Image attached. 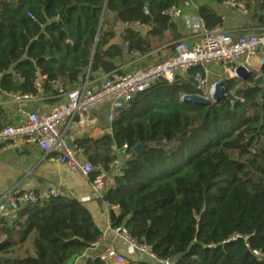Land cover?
Returning a JSON list of instances; mask_svg holds the SVG:
<instances>
[{
	"label": "trees",
	"instance_id": "trees-1",
	"mask_svg": "<svg viewBox=\"0 0 264 264\" xmlns=\"http://www.w3.org/2000/svg\"><path fill=\"white\" fill-rule=\"evenodd\" d=\"M242 1L264 26V0ZM180 2L0 0V88L36 95L34 80L45 75L42 89L55 95L51 80L67 89L88 67L117 68L121 47L109 41L119 31L107 10L121 24L149 27L144 35L127 26L119 32L129 52L144 55L161 44L172 50L181 35L162 11ZM198 14L209 28L222 23L207 4ZM194 70L171 83H152L116 111L111 133L74 144L105 168L114 157L111 147L127 144L124 174L103 201L118 207L117 214L109 209L111 226L123 225L159 257L173 264H264V85H252L264 67L247 80L225 77L226 98L205 105L182 101L197 93ZM136 144L146 149L135 153ZM100 236L87 208L60 195L20 208L12 222L0 219V264H65ZM28 242L19 258L4 255ZM85 264L112 263L89 257Z\"/></svg>",
	"mask_w": 264,
	"mask_h": 264
},
{
	"label": "built area",
	"instance_id": "built-area-1",
	"mask_svg": "<svg viewBox=\"0 0 264 264\" xmlns=\"http://www.w3.org/2000/svg\"><path fill=\"white\" fill-rule=\"evenodd\" d=\"M222 6L235 9L241 14H248V8L242 0H224ZM143 13L148 14L146 6ZM162 14L176 20L182 19L183 25L189 34V38L178 40L170 53L153 65L133 71H123L120 68L104 73L101 69L91 72L90 69L81 82L65 88L60 80H51L50 83L57 93L54 96L62 97L61 101L54 104L47 112H36L20 109L22 120L18 123L0 124V146L7 147L21 142L23 145H34L50 161L65 165L69 170L83 176L93 178L90 181L94 192L103 198V195L115 184L117 177L124 174V168L128 159L126 153L127 144L121 147L113 145V159L105 168L101 164H92L86 157L84 149L67 141L66 130L69 127H88L95 124L93 111L102 104L108 105L106 120L108 133H111V124L115 119L116 111L128 104L139 92L147 89L152 83L162 80L173 82L179 76L188 74L195 69L190 76L198 95L212 98L214 85L225 77H236L235 68L242 64L249 68H256L253 62H259L264 54V30L243 35H233L221 25L209 28L203 17L199 14L184 15L179 6H171L162 11ZM122 26L132 28H144L139 21L125 22ZM191 48H188V43ZM136 53V52H132ZM216 65L222 71L223 77L213 81L210 78L209 69ZM91 74L99 76L98 82L91 84ZM46 76H38L34 80V86L39 93H44L42 83ZM31 94L16 96V99H27ZM56 188H46L38 191H20L12 189L0 196L11 211L15 214L20 208L35 203L44 202L50 198L60 196ZM109 209L118 208L109 206ZM114 235L122 241L146 255L151 264H173L169 258L159 257L145 242H137L123 225L111 226ZM99 243H91L88 248ZM258 257L263 256L259 250H252ZM92 258L112 264H124L127 259L117 253L110 245L95 253Z\"/></svg>",
	"mask_w": 264,
	"mask_h": 264
},
{
	"label": "crops",
	"instance_id": "crops-1",
	"mask_svg": "<svg viewBox=\"0 0 264 264\" xmlns=\"http://www.w3.org/2000/svg\"><path fill=\"white\" fill-rule=\"evenodd\" d=\"M204 4L211 7L221 17V26L235 36L264 30V26L258 24L250 14H241L233 8L209 0H181L179 7L184 15H196L198 14V7ZM110 18L113 28L121 32L122 30L119 29L118 25L122 24L118 21L113 22L111 16ZM174 21L181 35L179 40L189 38L183 20L179 18ZM148 29L149 27L141 28L142 35L146 34ZM119 32L109 41V44L121 47V56L116 57L114 62L123 71L147 68L165 58L171 51L168 44H161L144 55H140L136 51H133L136 53L129 52ZM151 39L155 40L152 37ZM89 69L90 67L87 68L85 75L79 82L85 79ZM209 72L213 81L224 75L216 65H212ZM98 79L97 74H91L90 82L92 85L96 84ZM19 95L22 94L0 88V124L20 122L22 120L20 109L39 113L47 112L54 104L62 100L60 96L45 92H37L36 95L31 94L32 97L27 99H16V96ZM107 110L108 105L102 104L93 111L95 124L92 126L69 127L66 130L67 139L74 143L76 139L83 136L97 138L108 133ZM90 181L89 176H83L69 170L63 164L48 160L45 154L34 145H23L21 142H17L15 145L7 147L0 146V196L12 189L38 191L46 188H56L62 196L74 198L87 208L95 225L101 231L99 243L96 246L85 249L65 264H85L89 257L110 245L117 253L128 260L150 263L146 255L141 254L114 235L108 224L109 208L106 207L103 198L93 191ZM113 212L117 214L118 208H114ZM1 218L9 222L14 219V213L4 200H0Z\"/></svg>",
	"mask_w": 264,
	"mask_h": 264
},
{
	"label": "water",
	"instance_id": "water-1",
	"mask_svg": "<svg viewBox=\"0 0 264 264\" xmlns=\"http://www.w3.org/2000/svg\"><path fill=\"white\" fill-rule=\"evenodd\" d=\"M107 14L110 15L113 19V22L117 21V16L116 14H113L111 10H107ZM120 30H123L122 25H118ZM191 43H188V48H191ZM264 67V54L259 58L258 66L257 68H249L245 65H238L235 68V75L237 78L240 80H247L250 77L253 76L254 71H260ZM252 85L257 87V86H262L264 85V75L263 74H258L253 77V82ZM226 98V92L224 88V80H218L215 85H214V93L212 95V98H206L203 96H200L198 94H185L182 96V101L184 102H190L193 104H209L211 102H222ZM69 143H71L70 139H67ZM146 149V145H141V144H136L135 147L133 148L135 153H141Z\"/></svg>",
	"mask_w": 264,
	"mask_h": 264
},
{
	"label": "rangeland",
	"instance_id": "rangeland-1",
	"mask_svg": "<svg viewBox=\"0 0 264 264\" xmlns=\"http://www.w3.org/2000/svg\"><path fill=\"white\" fill-rule=\"evenodd\" d=\"M28 249H29V242L14 248L12 251L5 253L4 255L15 259V258H19V256H22V252Z\"/></svg>",
	"mask_w": 264,
	"mask_h": 264
},
{
	"label": "bare ground",
	"instance_id": "bare-ground-1",
	"mask_svg": "<svg viewBox=\"0 0 264 264\" xmlns=\"http://www.w3.org/2000/svg\"><path fill=\"white\" fill-rule=\"evenodd\" d=\"M253 66L257 67L258 66V63L256 61H254L253 63Z\"/></svg>",
	"mask_w": 264,
	"mask_h": 264
}]
</instances>
